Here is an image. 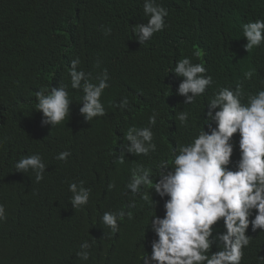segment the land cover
I'll list each match as a JSON object with an SVG mask.
<instances>
[{
    "label": "clouds",
    "instance_id": "clouds-1",
    "mask_svg": "<svg viewBox=\"0 0 264 264\" xmlns=\"http://www.w3.org/2000/svg\"><path fill=\"white\" fill-rule=\"evenodd\" d=\"M53 3L60 8L48 26V42L29 56L23 42L9 29V16L14 14L9 13L11 9L3 14L4 22L0 21V59L9 57L4 70L11 65L16 49L20 52L15 61L17 74L10 80L16 92L1 100L0 121L17 120L18 114L24 118L19 119L18 138H10L8 132L0 139V161L9 166L0 177L11 182L27 177L28 185H39L47 176V160L39 149L48 129L61 127L84 138L90 128L110 115L108 112L118 113L119 107L120 113L108 126L119 130L121 153L113 166L123 167L126 160H134L135 166L130 175L113 172L108 189L112 194L124 192L127 209L135 208L139 199L155 209L158 202L152 199L151 190L162 203L159 215H152L147 224L156 238L151 241V254L144 250L141 264H242L251 239L257 247L251 264H264V79H258L260 86L257 81L248 87V92L256 91L253 93H246L240 83L221 86L207 100L206 108L194 107L197 98L207 96L214 80L204 63L189 58L192 54L199 57L202 51L191 53L195 48L167 45L160 39L169 18L161 0H101L94 11L84 0ZM68 4L88 7L89 16L70 19ZM99 9H107V21L95 31L103 35L107 48H118L122 38L131 37L135 46H148L152 54L141 79L132 82L134 98L129 102L123 97L117 107L103 100L105 90L111 87L107 69L92 76L78 68L79 57L71 59L63 52L85 41ZM242 31L247 52L264 46V19L244 24ZM100 63L97 60L96 67ZM156 69L183 78L176 92L183 98L161 105L174 112L162 110L163 118L157 117L156 110L152 113L150 103L157 102L148 92L147 83ZM67 73V80H54ZM46 77L51 78V84L44 83ZM251 77V72L245 73V79ZM124 124L128 128L121 134ZM160 132L165 137L157 138ZM237 133L239 147L234 139ZM185 136L189 139L180 143ZM158 139L162 142L157 145ZM70 155L62 151L55 159L66 162ZM151 155L157 156L154 167L135 162L151 159ZM68 190L74 209L89 203L91 189L84 187V181L70 183ZM125 216L133 218L132 212L122 207L104 212L100 219L116 233ZM5 220V206L0 203V222ZM213 245L218 249L215 252L211 251ZM90 247L87 241L82 243L77 257L87 261Z\"/></svg>",
    "mask_w": 264,
    "mask_h": 264
},
{
    "label": "trees",
    "instance_id": "trees-1",
    "mask_svg": "<svg viewBox=\"0 0 264 264\" xmlns=\"http://www.w3.org/2000/svg\"><path fill=\"white\" fill-rule=\"evenodd\" d=\"M53 1L41 0L39 5H34L28 0H0V21L4 22L3 14L11 9L9 13L14 14L9 16L8 26L14 37L25 45L26 56L48 42V26L60 8V4ZM84 1L94 11L96 2L101 0ZM161 1L168 10L169 18L168 27L160 39L167 45L181 44L189 49L195 48L191 53L202 51L199 57L192 54L189 58L193 63H204L214 80L207 96L197 98V103L192 106L203 109L205 105L206 108L207 100L221 86L234 87L240 83L246 93L256 92H248V87L258 79H264V46L247 52L244 47L247 40L242 29L250 21L264 19V0ZM89 12L88 7L77 4H68L66 8V14L72 20L78 17L85 19ZM106 21L107 9H99L85 41H78L64 48L63 52L71 59L79 57L81 63L78 68L90 72L92 76L107 69L111 87L105 90L103 100L116 106L123 97H127L129 102L134 98L132 82L141 79L152 54L148 46H135L131 37L122 38L118 48H107L103 35L95 31ZM19 56L20 52L16 49L15 57L10 59L11 65L6 70L3 68L8 65L9 57L0 59V102L12 98L16 92V86L10 80L17 74L15 61ZM97 60L101 62L100 67H96ZM157 70L147 85L148 92L157 102V106L150 103L154 106L151 111L156 110L159 113L157 117L163 118L161 105L183 98L176 94L183 78ZM246 72L252 73L251 79H245ZM68 78L67 73L54 80ZM46 80L45 84H51V78L46 77ZM260 85L258 81L257 86ZM117 109L119 112L116 114L108 112L110 115L90 128L84 138L75 137L80 133L70 130V134L61 127L48 129L39 149L47 160V176L39 185H28L27 177L13 182L10 178L0 177V203L6 210V220L0 222V264H141L144 250L151 254V241L156 237L147 224L152 215H159L162 203L158 195L151 190L152 199L158 202L155 209L149 208L140 199L135 208L127 209L128 199L124 192L112 194L108 189L113 172L119 170L130 175L135 166L134 160H126L123 167L113 166L118 163L116 158L121 153L117 144L119 130L112 131L108 126L120 113L121 108ZM17 118L18 125L15 119L0 121V139L8 132L12 139L19 137V119L23 121L24 118L20 114ZM126 128L125 124L120 128L121 134ZM162 137L165 135L160 132L157 138ZM188 139L189 136H185L180 143ZM234 139L238 146V133L234 134ZM161 142L162 139L156 141L157 145ZM62 151L71 153L66 162L55 159ZM135 162L154 167L157 156L139 158ZM8 168L5 160L0 161V173ZM79 181H84V187L91 189V195L83 209H74L68 186ZM122 207L131 211L133 218L129 220L125 216L119 222L118 232L112 233L100 218L104 212L117 211ZM220 230H223L222 225ZM85 241L91 245L87 249V261L76 255ZM217 250L213 245L211 251ZM256 251L257 247L251 239L242 264H251Z\"/></svg>",
    "mask_w": 264,
    "mask_h": 264
},
{
    "label": "bare ground",
    "instance_id": "bare-ground-1",
    "mask_svg": "<svg viewBox=\"0 0 264 264\" xmlns=\"http://www.w3.org/2000/svg\"><path fill=\"white\" fill-rule=\"evenodd\" d=\"M156 106H157V104H155ZM161 110H168V109H166V108H161ZM168 111H170L171 113H174L172 110H168Z\"/></svg>",
    "mask_w": 264,
    "mask_h": 264
}]
</instances>
